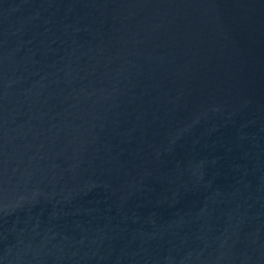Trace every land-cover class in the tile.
<instances>
[{
	"label": "water",
	"instance_id": "water-1",
	"mask_svg": "<svg viewBox=\"0 0 264 264\" xmlns=\"http://www.w3.org/2000/svg\"><path fill=\"white\" fill-rule=\"evenodd\" d=\"M0 264H264V0H0Z\"/></svg>",
	"mask_w": 264,
	"mask_h": 264
}]
</instances>
